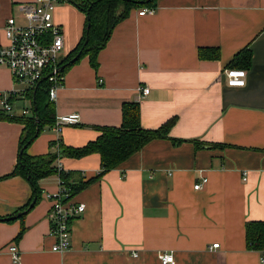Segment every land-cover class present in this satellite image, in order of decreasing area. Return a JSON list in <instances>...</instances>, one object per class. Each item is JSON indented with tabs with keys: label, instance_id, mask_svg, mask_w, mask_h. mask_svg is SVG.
<instances>
[{
	"label": "crops",
	"instance_id": "1",
	"mask_svg": "<svg viewBox=\"0 0 264 264\" xmlns=\"http://www.w3.org/2000/svg\"><path fill=\"white\" fill-rule=\"evenodd\" d=\"M34 1L0 0V47L8 45L6 20L25 26L19 6ZM142 9L114 27L96 70L82 57L65 71L51 101L55 123L68 116L78 121L60 133L43 124L26 153H52L72 185L85 182L98 174L99 155L67 158L55 142L80 148L95 141L99 132L92 127H120L122 106L132 102L145 130L173 119L168 137L180 143L150 141L76 192L71 201L85 211L71 223L69 250L54 252L44 193H56L60 177L39 180V198L17 217L32 187L23 177H7L24 131L8 118L20 117L22 109L29 116L34 100L0 67L2 97L24 90L9 98L14 114L0 106V264H11L9 244L18 248L21 264H161L162 252L172 253L175 264H262L264 250L247 248L245 226L264 223V0H155L153 13L140 16ZM53 21L64 37L61 63L79 43L86 18L62 2ZM205 48L218 49L219 58L201 60L198 50ZM244 49L252 52L244 86H229L224 72ZM141 87L149 92L138 98ZM195 141L217 147L196 148Z\"/></svg>",
	"mask_w": 264,
	"mask_h": 264
},
{
	"label": "trees",
	"instance_id": "2",
	"mask_svg": "<svg viewBox=\"0 0 264 264\" xmlns=\"http://www.w3.org/2000/svg\"><path fill=\"white\" fill-rule=\"evenodd\" d=\"M86 18L82 37L76 48L59 63V76L78 62L82 57H88L90 66L93 69L98 68L97 54L106 45L112 30L130 11L134 8L142 7L154 8L155 0H66L64 1ZM87 39V41H86ZM86 41V43H85ZM81 51L80 58L73 64L66 65ZM220 52L218 49H199L198 57L201 60H217ZM252 64V52L244 49L238 52L231 62L227 65L231 69L247 70ZM61 66H64L61 69ZM52 86L48 79L42 78L37 86L24 93L29 100H34L36 110L33 108L29 116H20L18 118H8L24 125V131L20 140V153L17 163L12 172L7 177L20 176L25 178L32 187V197L30 201L18 212L27 211L30 203L39 198L40 191L37 182L51 175H59L63 184L71 189V197L76 192L86 187V185L98 180L107 172L115 169L127 160L134 153L140 151L150 141L156 139H168L173 144H179V140L168 137V132L174 120H170L157 130H145L140 125V111L137 103H124L122 106V122L120 127H101L92 128L99 132L97 139L80 148L64 146L61 142H55L60 154L67 158L79 159L90 154H98L100 157V170L98 174L82 183L72 185L68 176L69 173L58 170L55 162L56 156L52 153L40 156H29L26 153L27 146L36 139L43 124L53 127L55 124V110L53 103L49 100V89ZM196 148L209 149L217 147L214 144H200L194 142ZM53 145V144H52ZM246 245L249 250H264V223L248 222L245 226ZM23 234V229L17 235V239Z\"/></svg>",
	"mask_w": 264,
	"mask_h": 264
},
{
	"label": "built area",
	"instance_id": "3",
	"mask_svg": "<svg viewBox=\"0 0 264 264\" xmlns=\"http://www.w3.org/2000/svg\"><path fill=\"white\" fill-rule=\"evenodd\" d=\"M66 0H35L30 4H22L19 10L25 19V26H17L11 17L6 20L4 36L8 45L0 47V67L7 68L14 82L23 84L25 91L34 89L40 80L47 77L52 86L49 89V100L56 99V89L61 85L62 77L59 76V61L64 50V37L61 28L53 21L55 7ZM153 13V9H142L138 14ZM229 86L242 87L245 83V71L231 69L224 72ZM101 82V80L99 81ZM24 90H11L7 96L0 95V106L7 112L14 114L9 98H15L23 94ZM149 88L141 87L138 98L148 94ZM26 109L21 110V116L28 115ZM78 116L61 117L53 126L56 133H60L64 124H74ZM60 170V166H57ZM246 174H243V181ZM203 182H206L204 179ZM201 184H196L197 190ZM71 189L59 179V188L56 193L45 192L44 197L50 202L48 219L50 222V235L54 237L55 243L52 251H67L71 245V223L82 215L85 205L75 204L71 201ZM214 244L212 248H217ZM11 264H21L18 248L15 244L8 245ZM136 256V255H135ZM158 259L161 264H175L172 253H159ZM261 263L264 264V256Z\"/></svg>",
	"mask_w": 264,
	"mask_h": 264
},
{
	"label": "water",
	"instance_id": "4",
	"mask_svg": "<svg viewBox=\"0 0 264 264\" xmlns=\"http://www.w3.org/2000/svg\"><path fill=\"white\" fill-rule=\"evenodd\" d=\"M86 41H87V39H86ZM86 41H85V43H86ZM80 56H81V51H79L73 58H71V60H69V62L66 65L73 64L74 62H76L80 58ZM63 68H64V66H61V69H63ZM45 79H47V77H45ZM33 110L34 111L36 110L35 106L33 107ZM34 203H35V200L29 205V208L28 209L32 208L33 205H34ZM24 213H25V211L19 213L17 217H19L20 215H22ZM12 219H15V216L6 218L4 220H7L8 221V220H12Z\"/></svg>",
	"mask_w": 264,
	"mask_h": 264
},
{
	"label": "rangeland",
	"instance_id": "5",
	"mask_svg": "<svg viewBox=\"0 0 264 264\" xmlns=\"http://www.w3.org/2000/svg\"><path fill=\"white\" fill-rule=\"evenodd\" d=\"M17 85H18V84H17ZM20 87H21V85H18V86H17V88H20ZM15 88H16V86H15Z\"/></svg>",
	"mask_w": 264,
	"mask_h": 264
}]
</instances>
